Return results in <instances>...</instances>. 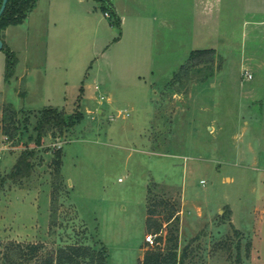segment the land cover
Returning a JSON list of instances; mask_svg holds the SVG:
<instances>
[{"label": "rangeland", "instance_id": "1", "mask_svg": "<svg viewBox=\"0 0 264 264\" xmlns=\"http://www.w3.org/2000/svg\"><path fill=\"white\" fill-rule=\"evenodd\" d=\"M110 3L119 25L96 0H39L8 27L18 64L4 81L0 50V264L9 243L103 245L109 264H142L161 201L178 213L183 264H264V0ZM196 49L214 54L184 74ZM46 107L81 119L38 145ZM23 150L33 166L13 180Z\"/></svg>", "mask_w": 264, "mask_h": 264}, {"label": "trees", "instance_id": "2", "mask_svg": "<svg viewBox=\"0 0 264 264\" xmlns=\"http://www.w3.org/2000/svg\"><path fill=\"white\" fill-rule=\"evenodd\" d=\"M102 2L101 10L104 14L107 12L111 19V24L119 25V18L110 0H96ZM2 0H0L1 5ZM38 0H7L6 7L0 16V39L3 42L1 51L5 56L4 81H9L14 75L18 63V57L11 50L3 39L4 30L10 25L23 23L28 14L36 7ZM212 56L213 49H196L189 53L186 62L181 65L180 71L186 74L191 67L205 62L204 55ZM211 58V57H210ZM178 76V75H177ZM176 76V77H177ZM179 78V77H177ZM14 115L15 111L9 105L3 109ZM81 115L74 118H66L62 111L56 108L46 107L42 109L40 119L35 126L37 131V144L42 142L43 137L50 131H62L74 125L76 120H80ZM5 120V119H3ZM5 133L7 128H3ZM6 135V134H4ZM35 151L23 150L17 157L8 176L13 180L21 179L30 174L33 166ZM59 155V151L58 154ZM59 164V160L57 161ZM178 223V213L175 207L169 205L166 201L159 202L156 207L147 209L146 230L156 235L155 248L147 249L144 253L142 264H183L185 252H177L178 227L171 230V223ZM165 245V249L162 246ZM4 253L5 261L8 264H24V261L36 260L37 264H109L108 250L105 246L94 248L89 245L67 244L41 253L43 245L41 243H9L6 245ZM19 259L16 261L17 258ZM5 264V263H3Z\"/></svg>", "mask_w": 264, "mask_h": 264}, {"label": "built area", "instance_id": "3", "mask_svg": "<svg viewBox=\"0 0 264 264\" xmlns=\"http://www.w3.org/2000/svg\"><path fill=\"white\" fill-rule=\"evenodd\" d=\"M105 16H109V14L106 12ZM244 78L246 79H251L252 78V74L249 72H244ZM10 141H9V137L7 135H3L2 139L0 140V151L4 150L7 148V146H9ZM1 158V156H0ZM152 236L149 234L145 237V240L148 241L149 243H153V240L151 238Z\"/></svg>", "mask_w": 264, "mask_h": 264}, {"label": "crops", "instance_id": "4", "mask_svg": "<svg viewBox=\"0 0 264 264\" xmlns=\"http://www.w3.org/2000/svg\"><path fill=\"white\" fill-rule=\"evenodd\" d=\"M38 2H39V0H38ZM112 5V7L114 8V10H115V12H116V14L118 15L119 13H118V10H117V7H115L113 4H111ZM35 9H36V7H35ZM32 12V11H31ZM27 18V17H26ZM25 18V19H26ZM10 26H13V25H10ZM10 26H8V27H10ZM6 28L5 30H4V32H3V39H4V42L6 43V45L9 47V45L7 44V36H8V30H9V28ZM10 48V47H9ZM18 64V63H17ZM21 77H23V76H21Z\"/></svg>", "mask_w": 264, "mask_h": 264}, {"label": "water", "instance_id": "5", "mask_svg": "<svg viewBox=\"0 0 264 264\" xmlns=\"http://www.w3.org/2000/svg\"><path fill=\"white\" fill-rule=\"evenodd\" d=\"M6 3H7V0H2L1 5H0V16L6 7ZM2 46H3V42L0 39V50H1Z\"/></svg>", "mask_w": 264, "mask_h": 264}]
</instances>
